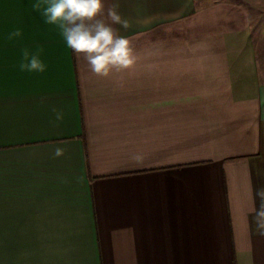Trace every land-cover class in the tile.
Segmentation results:
<instances>
[{
  "label": "crops",
  "instance_id": "obj_1",
  "mask_svg": "<svg viewBox=\"0 0 264 264\" xmlns=\"http://www.w3.org/2000/svg\"><path fill=\"white\" fill-rule=\"evenodd\" d=\"M33 3L0 0V264H264V8L106 0L137 61L99 77Z\"/></svg>",
  "mask_w": 264,
  "mask_h": 264
},
{
  "label": "clouds",
  "instance_id": "obj_2",
  "mask_svg": "<svg viewBox=\"0 0 264 264\" xmlns=\"http://www.w3.org/2000/svg\"><path fill=\"white\" fill-rule=\"evenodd\" d=\"M32 8L40 13L46 24L56 27L65 46L82 57L94 75L110 77L135 65L137 55L132 41L115 27L120 25L128 29L129 22L122 19L116 6L106 7V0H35ZM20 36L22 31L17 28L8 34V39ZM42 51L40 46L35 51L24 48L18 65L20 71L44 72L47 66L40 58ZM56 119H62V113L57 112ZM63 153V148L55 149V156ZM256 198L260 201L258 207ZM249 214L257 234L264 236V188L256 190Z\"/></svg>",
  "mask_w": 264,
  "mask_h": 264
},
{
  "label": "rangeland",
  "instance_id": "obj_3",
  "mask_svg": "<svg viewBox=\"0 0 264 264\" xmlns=\"http://www.w3.org/2000/svg\"><path fill=\"white\" fill-rule=\"evenodd\" d=\"M232 1H242L248 3L252 8H264V0H232Z\"/></svg>",
  "mask_w": 264,
  "mask_h": 264
}]
</instances>
